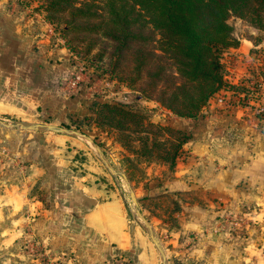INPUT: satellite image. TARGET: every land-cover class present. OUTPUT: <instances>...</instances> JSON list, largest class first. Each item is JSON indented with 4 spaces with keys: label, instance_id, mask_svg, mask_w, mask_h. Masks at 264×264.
Here are the masks:
<instances>
[{
    "label": "rangeland",
    "instance_id": "obj_1",
    "mask_svg": "<svg viewBox=\"0 0 264 264\" xmlns=\"http://www.w3.org/2000/svg\"><path fill=\"white\" fill-rule=\"evenodd\" d=\"M11 2L26 30L45 40L49 48L66 51L73 67L71 74L79 77L78 89L88 90L89 94H93L91 97L102 99L103 96H112L108 104L142 115L146 123L153 127L176 130L167 123L180 117L164 106L163 101L168 96L161 91L166 89L168 93L170 90L164 86L168 84L173 87L180 83L181 78L173 74L175 67L171 58L154 50V42L160 39L155 31L145 30L142 35L147 37V41H131L129 47L120 53L116 51L117 42L105 38V28L103 31L95 29L100 21L97 14H102L97 10H102L104 0H79V8L86 17L76 18L73 26L68 23L71 20L66 13H56L46 8V0ZM104 19H107L106 14ZM227 24L235 39L250 33H257L258 39H264V12L259 11L255 3L239 6L238 12L230 13ZM132 31L139 33L140 30L134 28ZM231 49L234 48L220 54L225 73ZM145 51H150V54L145 55ZM141 56L144 61H151L144 70L136 68ZM250 58L252 63L248 75L257 78L256 73L260 72L264 78V45L253 48ZM158 64L165 68L160 76L156 73ZM65 85L62 87L67 95L72 96L78 91L69 92ZM237 85L231 89L242 88ZM93 103L97 102H92L89 108ZM86 117H70L63 124L46 116H0V264H65L70 260L67 255L49 251L38 241L32 228L36 215L30 213L29 206L40 203L47 207L50 203L48 189L36 183L40 178L33 164L38 157L47 158L50 163L62 157H79L82 154H70V151L73 148L79 151L80 146H83L82 152L87 151L86 157L94 159L104 173L110 175V169L105 167L104 162L113 166L109 167L117 182L113 179L112 183L114 189L121 190L124 195L131 227L141 230L158 259L157 264H264V225L240 214L226 219L221 236L207 237L205 233L179 230V201L203 205L208 201V196L180 193L179 201L169 193L149 197V183L164 184L171 173L166 161L157 157L165 152L156 150L157 147L151 156L145 157L141 152H136L141 151L139 139L147 137L148 132L145 134L135 127L126 131L98 125L91 110ZM40 124L72 129L88 137L95 146L81 137L27 129L28 125ZM172 131L165 132L158 141L168 136L178 138ZM59 137L66 139L65 145L57 140ZM170 145L166 144L172 151ZM54 170L55 167L50 165V176ZM142 249L144 256L145 249Z\"/></svg>",
    "mask_w": 264,
    "mask_h": 264
},
{
    "label": "crops",
    "instance_id": "obj_2",
    "mask_svg": "<svg viewBox=\"0 0 264 264\" xmlns=\"http://www.w3.org/2000/svg\"><path fill=\"white\" fill-rule=\"evenodd\" d=\"M13 6L11 0H0V116H46L65 124L70 117L88 116L92 102H111L112 96L91 97L81 87L72 96L65 94L62 86L73 70L66 51L49 48L45 40L26 30ZM258 36L237 38L238 47L228 52L224 75L228 86L212 97L195 120L175 118L167 123L190 140L167 181L149 183L148 194L169 193L177 201L180 193L208 196L203 205L179 201L177 228L186 233L221 236L226 219L240 214L264 225V134L252 109L222 112L217 103L218 96L228 94L230 87L247 77L251 50L264 45ZM57 140L66 144V139ZM79 149L70 154L84 157H62L52 163L38 157L33 164L40 178L36 183L48 189L50 198L47 207L29 206L36 215L32 228L38 241L51 252L67 255L70 260L65 264H107L117 256H125L130 264H157L141 230L131 227L124 195L112 183L117 182L109 167L113 166L104 162L108 175L86 157L83 146ZM50 165L55 167L51 176Z\"/></svg>",
    "mask_w": 264,
    "mask_h": 264
},
{
    "label": "trees",
    "instance_id": "obj_3",
    "mask_svg": "<svg viewBox=\"0 0 264 264\" xmlns=\"http://www.w3.org/2000/svg\"><path fill=\"white\" fill-rule=\"evenodd\" d=\"M45 7L56 13L67 14L68 23L73 26L76 18L86 17L79 8V0H46ZM102 14H97L98 26L95 29H106L105 38L117 42L116 51L122 52L129 47L131 41H147L143 36L145 30L155 31L160 39L154 50L169 56L175 69L173 74L179 77L180 83L173 87L165 85L170 91L161 93L167 95L164 106L180 118L195 120L202 109L221 89L228 86L224 80V66L220 63V54L226 49L236 48L237 39L231 34L227 24L230 13H236L239 6L255 3L259 11L264 12V0H104ZM59 5L63 7H59ZM105 14L107 19H104ZM138 28L139 33L132 30ZM149 44V43H148ZM150 51H145V55ZM155 53H153L154 55ZM140 57V56H139ZM155 57V56H154ZM151 61L141 60L136 68L144 70ZM153 63V62H152ZM154 64V63H153ZM157 76L164 67L156 65ZM172 88V89H171ZM232 88V87H230ZM96 108L93 110V108ZM91 112L98 125H108L118 130L128 131L132 127L140 128L147 137H141L143 156L149 157L156 150L164 151L158 158L166 161L172 171L178 159L183 154V146L190 140L186 133L164 127H153L138 113L125 110L118 105L108 103H93ZM98 114V116H97ZM87 118V117H86ZM141 131V132H143ZM174 132L179 137L158 139L167 132ZM166 132V133H165ZM170 145V149L166 144ZM174 143V144H173ZM143 150V151H142ZM156 156V155H155Z\"/></svg>",
    "mask_w": 264,
    "mask_h": 264
},
{
    "label": "built area",
    "instance_id": "obj_4",
    "mask_svg": "<svg viewBox=\"0 0 264 264\" xmlns=\"http://www.w3.org/2000/svg\"><path fill=\"white\" fill-rule=\"evenodd\" d=\"M257 72V78L248 75L243 83L237 86L242 88L237 90H228L231 97L226 94H221L217 98V103L220 105L222 112H231L237 108H250L253 112V117L257 128L264 134V78ZM250 77V78H249ZM67 91H76L79 84V77L70 74L65 81ZM107 264H130L125 256H117Z\"/></svg>",
    "mask_w": 264,
    "mask_h": 264
},
{
    "label": "water",
    "instance_id": "obj_5",
    "mask_svg": "<svg viewBox=\"0 0 264 264\" xmlns=\"http://www.w3.org/2000/svg\"><path fill=\"white\" fill-rule=\"evenodd\" d=\"M27 129H32V130H34V129H42L44 131L55 133V134L69 135V136H73V137H81V138H84V139L88 140L90 143H92V145H94L92 140H90L85 135H83L81 133H78L77 131H74L72 129H68V128H62V127H57V126H52V125H41L40 124V125H28Z\"/></svg>",
    "mask_w": 264,
    "mask_h": 264
}]
</instances>
